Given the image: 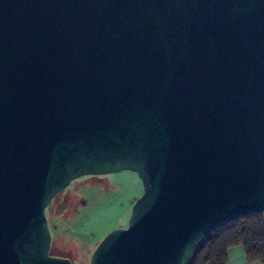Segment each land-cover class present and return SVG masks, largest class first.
<instances>
[{
	"label": "water",
	"instance_id": "water-1",
	"mask_svg": "<svg viewBox=\"0 0 264 264\" xmlns=\"http://www.w3.org/2000/svg\"><path fill=\"white\" fill-rule=\"evenodd\" d=\"M125 170L142 194L89 264H188L264 224V0H0V264H74L47 207Z\"/></svg>",
	"mask_w": 264,
	"mask_h": 264
},
{
	"label": "rangeland",
	"instance_id": "rangeland-1",
	"mask_svg": "<svg viewBox=\"0 0 264 264\" xmlns=\"http://www.w3.org/2000/svg\"><path fill=\"white\" fill-rule=\"evenodd\" d=\"M88 177L73 180L65 190V195H73L74 203V195H77L87 201L86 204L76 208L70 202L57 209L60 193L45 211L52 234L51 251L72 257L74 264H89L90 256L101 240L113 229L126 227L131 207L143 190L136 173L125 170L99 175L97 186L82 187L79 194H75L74 186H84Z\"/></svg>",
	"mask_w": 264,
	"mask_h": 264
},
{
	"label": "trees",
	"instance_id": "trees-1",
	"mask_svg": "<svg viewBox=\"0 0 264 264\" xmlns=\"http://www.w3.org/2000/svg\"><path fill=\"white\" fill-rule=\"evenodd\" d=\"M240 246L249 263L264 264V224L262 214L241 216L212 231L193 249L188 264H227V251ZM51 255L55 254L51 251Z\"/></svg>",
	"mask_w": 264,
	"mask_h": 264
},
{
	"label": "flooded vegetation",
	"instance_id": "flooded-vegetation-1",
	"mask_svg": "<svg viewBox=\"0 0 264 264\" xmlns=\"http://www.w3.org/2000/svg\"><path fill=\"white\" fill-rule=\"evenodd\" d=\"M98 176L99 175H91V176H89L88 178H87V180H88V182H87V184H85L84 186L82 185V186H79V187H75L74 186V188H73V190H74V193L75 194H79V191H80V189L82 188V187H94V186H97L98 185V183H97V180H98ZM71 184V183H70ZM99 184L100 185H102V183L101 182H99ZM68 188V187H67ZM67 188H65L64 190H62L61 192H59L53 199H52V201L50 202V204H49V206L53 203V201L54 200H56L55 198H57V196H59L60 195V193H61V197L59 198L60 199V201L58 202V205H57V209H62L63 207H65V205L66 204H68V203H70V202H72V204L74 203L73 202V195L72 194H67V195H65V190L67 189ZM75 196V203H74V207H76V208H78V206L79 205H82V204H86L87 203V201H85L83 198H77L76 196L77 195H74ZM77 201V202H76ZM48 206V207H49ZM51 247H52V242H51ZM51 250H52V248H50V252H51ZM54 253V252H53ZM55 254V256H61V257H67V258H69L72 262H73V260H72V257H68V256H65V255H62V254H59V253H54ZM79 258H81V257H79ZM78 258V260H80ZM78 260H76V261H78ZM75 262V261H74ZM73 262V263H74Z\"/></svg>",
	"mask_w": 264,
	"mask_h": 264
},
{
	"label": "crops",
	"instance_id": "crops-1",
	"mask_svg": "<svg viewBox=\"0 0 264 264\" xmlns=\"http://www.w3.org/2000/svg\"><path fill=\"white\" fill-rule=\"evenodd\" d=\"M227 264H261L246 261L244 251L240 246L231 247L227 251Z\"/></svg>",
	"mask_w": 264,
	"mask_h": 264
}]
</instances>
